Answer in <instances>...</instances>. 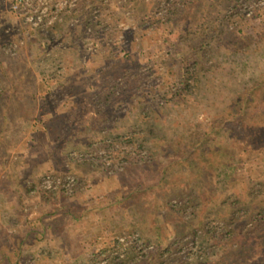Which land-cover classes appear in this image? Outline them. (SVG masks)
<instances>
[{
    "label": "rangeland",
    "instance_id": "374dc122",
    "mask_svg": "<svg viewBox=\"0 0 264 264\" xmlns=\"http://www.w3.org/2000/svg\"><path fill=\"white\" fill-rule=\"evenodd\" d=\"M42 1L46 0H33L35 4ZM85 1L50 0L59 6L57 20L76 14L71 25L64 24L51 36L45 34L53 37L48 45L33 35L34 29L57 20L37 24L27 12V4L17 11L12 0H0V126L6 127L5 137L0 136V264L196 263L210 251L200 240L206 229L180 236L173 233L170 243L164 240L168 227H180L182 219L193 213L191 207L185 213L166 208L169 183L174 181L172 185L177 186L180 181L172 177L151 190L147 184L132 185L131 180L119 177L130 170L131 177L137 178L141 170L135 169L137 164L131 166L132 162L148 159V150L134 149L125 136L113 142L109 131L119 123V115L130 112L132 118L142 115L141 111L118 98L121 88L105 102L97 99L109 88L106 81L110 76L127 68V32L141 25L147 6L140 0H97L100 8L93 10L95 21L87 22L81 15ZM174 2L183 7V0L163 1L157 7L158 15L163 16ZM196 4L202 14L213 13L210 0L202 7ZM175 11L174 7L170 10ZM249 20L256 28L247 34L251 41L246 60L234 56L238 73L243 64L264 62L262 55L251 51L264 49L256 40L264 33V13ZM212 22L203 20L207 25ZM156 28L157 24L148 23L145 33L154 36ZM257 29L262 31L257 33ZM193 42L188 38L189 45ZM214 50L223 58L231 55L230 49ZM148 51L152 53V48ZM140 72L143 76L137 87L141 85L140 94L150 99L154 84L160 85L154 78L158 74L147 65ZM44 98L66 99L71 104L53 110L40 104ZM200 119L206 121L205 115ZM48 175H72L75 184L71 190L49 187L44 181ZM226 175L241 200L232 210L219 202L202 210L206 220L212 215L207 226L213 229L210 233L225 224V213L241 216L264 204V151L260 149L253 160H244ZM215 180L223 184L222 178ZM129 188L134 190L131 200L126 198ZM169 203L173 208L180 204L175 199ZM30 230L36 231L37 238L43 231L48 248L42 244L30 248L34 237L22 247ZM253 230H235L232 240L217 247L218 264H264V222L257 221ZM220 233L218 229L215 235Z\"/></svg>",
    "mask_w": 264,
    "mask_h": 264
},
{
    "label": "trees",
    "instance_id": "16d2710c",
    "mask_svg": "<svg viewBox=\"0 0 264 264\" xmlns=\"http://www.w3.org/2000/svg\"><path fill=\"white\" fill-rule=\"evenodd\" d=\"M140 1L147 8L142 14L145 19L140 20L141 25L127 32L125 42L129 52L124 65L128 69H123L122 74L110 76L106 81V84H110L109 88L97 95L98 100L105 102L121 88L118 98L128 105H136L142 114L132 118L130 112L119 115V123L109 131L113 142L125 136L134 149L148 150V159L139 164L134 160L132 162L131 166L137 164L135 169L141 170L137 178L131 177L130 170L119 174V177L122 175L124 179L131 180L132 185L147 184L146 187L151 190L172 177L178 179L180 183L177 186L172 185L174 181L169 183L166 208L185 213L191 207L193 213L191 218L182 219L180 227L178 224L168 227L169 235H165L164 240L170 243L175 238L173 233L180 236L206 229L200 240L206 246V251H210L192 264H218L217 247L221 248L232 240V236L237 235L235 230L252 233L257 221L264 222L263 204L251 207L252 212L241 216L225 213L222 217L225 224L218 226L215 233H210L213 229L207 226L212 215L206 220L202 211L213 202L227 204L230 210L235 208L241 197L238 191L231 188L232 179L226 173L236 171L246 159L253 160L260 149L264 151V62L242 63L239 73L235 72L233 65L237 63L236 59L246 60L251 41L247 34L256 28L249 19L263 15L264 5L254 0H210V5L214 7L209 15L202 14L196 4L200 3L202 7L205 0H183V7H178L181 5L174 2L160 16L157 7L169 0L154 3ZM85 4L81 15L84 20L88 19L87 22L95 21L93 10L99 9L100 5L97 0H86ZM138 5L143 7L140 3ZM173 7L175 13L170 12ZM249 8L253 10L252 15H248ZM74 14L65 15L62 22L57 20L51 25L36 27L33 35L50 45L53 37L48 38L45 34L51 36L64 24L71 25ZM204 19L213 22L207 25L203 23ZM148 23L157 24L154 36L145 33ZM227 31L226 36H220ZM261 31L257 29V33ZM190 37L194 42L189 45ZM256 40L258 46H264V33ZM216 47L230 49L231 55L223 58L214 50ZM148 48H152V53ZM251 51L264 59L263 48L257 47ZM222 53L227 55L225 50ZM146 54L147 58L144 57ZM234 56H237L236 59ZM145 65L158 74H154V78L160 84H154L150 99L146 98L145 93L140 94L141 85L137 87V80L143 76L140 70ZM8 104L10 102L5 103V107ZM40 104L54 110L59 109V105H70L71 102L44 98ZM203 114L206 121L200 119ZM5 128L0 126V136L5 137ZM216 177L222 178V185L218 184ZM133 192V188H129L126 198L131 200ZM174 199L180 204L173 208L169 202ZM140 229L143 231V228ZM218 229L221 233L215 235ZM34 234L36 231L26 232L22 247ZM211 237H214L213 242L210 241ZM33 239L30 248L38 249L40 244L48 248L43 231Z\"/></svg>",
    "mask_w": 264,
    "mask_h": 264
},
{
    "label": "built area",
    "instance_id": "2783aa9c",
    "mask_svg": "<svg viewBox=\"0 0 264 264\" xmlns=\"http://www.w3.org/2000/svg\"><path fill=\"white\" fill-rule=\"evenodd\" d=\"M254 1L259 5H264V0H254ZM27 2L28 0H12V8L17 11H21L22 10L21 6L27 4L28 7L27 12H29V14L30 13L32 14L31 19H35V22L37 24L52 23L59 18V10H60L59 6L50 4V0H46L45 2L42 1L37 4H35L33 0H29V2L28 3ZM252 11H253L252 8H249L248 15H251L253 13ZM44 181L49 187L52 186L55 187L59 185L69 190H71L72 189L71 187H73L75 184L74 177L72 175H66L64 177H58V178L55 176L48 175L44 179Z\"/></svg>",
    "mask_w": 264,
    "mask_h": 264
}]
</instances>
